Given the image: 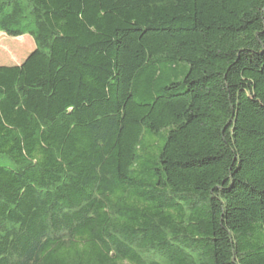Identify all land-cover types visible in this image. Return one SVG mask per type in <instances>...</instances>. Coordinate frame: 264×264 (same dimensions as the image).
I'll use <instances>...</instances> for the list:
<instances>
[{
    "label": "trees",
    "instance_id": "16d2710c",
    "mask_svg": "<svg viewBox=\"0 0 264 264\" xmlns=\"http://www.w3.org/2000/svg\"><path fill=\"white\" fill-rule=\"evenodd\" d=\"M0 264H264V0H0Z\"/></svg>",
    "mask_w": 264,
    "mask_h": 264
},
{
    "label": "rangeland",
    "instance_id": "374dc122",
    "mask_svg": "<svg viewBox=\"0 0 264 264\" xmlns=\"http://www.w3.org/2000/svg\"><path fill=\"white\" fill-rule=\"evenodd\" d=\"M34 49L31 37H8L0 33V65H15L21 63Z\"/></svg>",
    "mask_w": 264,
    "mask_h": 264
}]
</instances>
